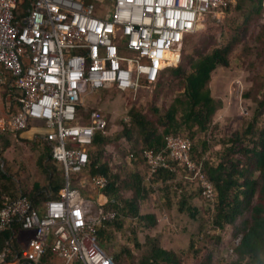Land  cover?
I'll return each instance as SVG.
<instances>
[{
	"label": "built area",
	"instance_id": "1",
	"mask_svg": "<svg viewBox=\"0 0 264 264\" xmlns=\"http://www.w3.org/2000/svg\"><path fill=\"white\" fill-rule=\"evenodd\" d=\"M234 0H0V87L9 85L17 102L8 117L11 133L41 124L63 188L41 208L26 197H7L0 232L12 231L0 264H117L100 245L98 231L116 218L95 197L73 185L90 163L97 133L108 134L99 108L83 113L93 95L136 96L159 83L162 72L203 20L224 12ZM172 60V59H171ZM174 62L173 60L171 61ZM86 108L84 109L85 112ZM188 137L170 136L161 151L145 150L150 179L160 170L199 183L213 199L214 186L191 157ZM134 154L127 156L128 161ZM100 192L107 178H81ZM240 237L234 241L238 245ZM232 251V250H231Z\"/></svg>",
	"mask_w": 264,
	"mask_h": 264
},
{
	"label": "trees",
	"instance_id": "2",
	"mask_svg": "<svg viewBox=\"0 0 264 264\" xmlns=\"http://www.w3.org/2000/svg\"><path fill=\"white\" fill-rule=\"evenodd\" d=\"M243 1L241 11L244 14L247 12L245 25H249L252 19L255 20L262 16L264 0ZM230 6L225 11H229ZM232 31L235 32V36L223 47L215 45L214 36L205 37L201 48L195 51L197 59H190L189 69L181 64L178 68L170 67L162 72L158 83L160 91L165 92V84L173 81H179V87L183 90L180 95L170 100V105L163 108L164 110L155 106L150 114L143 109L132 107L128 115L131 121L123 122V128L121 127L114 134L109 132L108 134H96L94 143L89 149L88 169L83 175L74 177L73 185L85 194L87 190L79 184L81 178L91 179L96 175H102L108 180L106 188L100 192L96 191L95 200L99 208L116 212V218L100 227L98 236L101 247L104 246L107 249L108 246L105 244L113 241L118 232L125 235L124 233L129 230L134 236L137 235L139 229H142L145 234L148 229H151L145 238L148 239L149 245H152L155 231H159L160 227L166 224L160 222L159 212L154 213V210L160 211L161 209L147 204L148 193L151 189L148 184H161L157 188L159 191H166L169 197L168 207L171 206V210L175 209L178 214H188L195 221L194 223L198 222L199 215L202 219L208 216L206 221L210 222L214 230L225 231L227 228H234L232 239L236 240L239 237L241 239L238 245L233 243L226 250L230 260H225L227 261L225 264H264V26L257 36L260 47L257 56L261 59L263 72L254 79L252 86L245 90L243 95L244 98L251 99L254 103L253 116L244 120L243 127L226 134L219 143L222 149L212 151L208 156L207 153L214 146L213 143L198 138L200 134L211 129V124L223 104L221 100L213 97L209 82L212 73L218 68L230 67V58L240 46L236 30L232 29ZM192 36L188 37L185 42ZM247 48L249 47L243 50H249ZM156 99L157 95L155 101ZM212 132L211 138L215 135L214 131ZM170 136L188 137L191 140V157L202 165L208 181L214 186L213 199L204 195L199 183L191 182L181 176L184 182L178 187H181L183 191L181 199L176 201L172 194L179 197V190H172L175 186L172 185L174 183L172 181L179 177L178 175L185 176L186 172H183L181 168H177L176 172L160 170L150 179L147 178L143 152L149 149L156 152L163 150ZM142 137H144L145 147L139 146ZM40 143L43 151L37 164L47 175L49 184L46 187L34 184L32 190L24 193L34 206L39 204V201L33 198L34 192L41 193V195L46 192L49 198H56L63 188L62 172L52 161L50 145L41 138ZM125 143H128L130 147ZM8 145L7 142L4 149ZM2 152H0V158ZM130 153H133L135 157L132 161L126 160ZM106 156L121 162L120 174L112 169L109 161L105 160ZM48 160L50 164L43 165ZM137 167L141 169L138 170ZM127 168L136 170L126 173L129 174V180L122 176V170ZM56 169L60 176L54 175L57 172ZM0 175L1 178L7 176L2 171ZM147 179L149 183L145 182ZM3 190L7 191V187L4 186ZM3 190L0 189V210L7 198V196H2ZM201 202L206 206L204 211L209 215L204 216L203 210L199 207ZM242 217L244 219L240 224L238 221ZM199 226L200 234L203 227L201 224ZM11 237L12 231L0 232V251L8 240H13ZM224 239V236L220 234H204L201 239H197L200 241H197L196 245L201 249L196 250L195 254H206V251L210 250L209 246L213 244L217 247H224L225 245H222L226 243ZM127 248L125 246L122 251L128 252L129 257L131 251L126 250ZM112 256L117 264L123 263V257L119 252H114ZM212 259V254L207 253L203 260L199 259L198 264H211ZM39 264H45V262L42 260ZM127 264L134 263L128 261ZM137 264H182V262L174 253L154 247L151 254L142 258Z\"/></svg>",
	"mask_w": 264,
	"mask_h": 264
},
{
	"label": "rangeland",
	"instance_id": "3",
	"mask_svg": "<svg viewBox=\"0 0 264 264\" xmlns=\"http://www.w3.org/2000/svg\"><path fill=\"white\" fill-rule=\"evenodd\" d=\"M243 3V0H234L229 11L218 12L205 18L199 25L197 32L176 50L175 54L179 56L178 62L172 63L170 59L166 67L167 70L170 67L178 68L183 64V66L189 69L191 65L190 59H197L195 51L201 48V43L207 36H214L216 41L215 45L219 47H223L229 41H232L235 36V32H233L232 29L236 30V34L239 36L240 46L230 58V67L218 68L212 73L209 82V88L212 91L213 97L216 100H221L223 104L221 109L217 112L214 122L211 124V129L198 136V138L208 143H213L214 145L207 153V156L210 155L209 153L212 151L221 150L222 147L219 143L222 138L231 131L243 127L244 120L252 117L254 112V103L251 99L247 100L244 98L243 95L245 90H248V88L252 86L254 79L263 72V66L260 64L261 59L257 56L260 51L257 36L262 26H264V12L260 18L255 20L252 19L249 25H245L247 12L244 14L241 11ZM245 47H249L247 48L249 50H243ZM178 83L179 81H173L165 84V92L160 91L157 84L147 90H142L134 97L130 94H116L113 92L98 93L87 101L82 112L87 113L94 108L101 109L110 120L108 132L114 134L118 129L121 127L123 128V122L131 121L128 115L132 107H137L150 113L155 106L162 109L169 106L170 100L183 92ZM156 95L157 99L155 101ZM85 108L86 110L84 112ZM212 131L215 133L213 138H211ZM23 132L11 133L9 129H3L0 125V152L3 151L0 158V172L2 171L7 175L6 178L0 177V189L3 190L4 186H6L7 191L3 190L2 196H7L10 199L17 198L20 195L25 196L24 193L28 190H32L34 184H39L40 187H46L49 184L47 175L43 173L37 164L43 151L40 137H38L39 134L25 137L22 135ZM143 138L144 137L140 139V147H145ZM7 142L9 145L4 149V145ZM125 145L130 147L128 143H125ZM212 157L214 156L212 155ZM105 160H108L112 169L120 174L121 162L119 160H113V158L110 159L107 156ZM47 163L50 164V161H46L43 165ZM129 168L124 171L122 170V176L125 178L127 177L128 180L129 174L126 173L136 171L132 170L134 168ZM137 168H139L138 170L141 169V167ZM54 175L60 176L59 171L57 170ZM178 176L179 177L172 181V183L174 182L172 185H175L172 190H179V197L174 193L172 194L176 201L181 199V193L183 191L181 187L179 188L178 186L184 182L183 176ZM145 182L149 183L148 179L145 180ZM87 184L88 185L84 187L87 190L84 195H92L95 197L97 193L93 188L94 185L92 186L89 182H87ZM148 185L151 189L148 193L147 204L153 207L157 206L161 209L160 211L154 210V213L159 212L161 217L160 222H164L166 226L163 225L160 227L161 229L159 231H155V238L152 239L153 243L151 246L149 245L148 239L145 238L149 235L151 229H148L146 234L142 229H139L137 235L134 236L129 230L124 233L125 235L118 232L113 241L105 244L108 246L107 249L102 246L109 252L108 254L111 257H113L112 254L114 252H119L123 257L122 264H127L128 261H133L134 264H137L140 263L142 258L151 254L154 247H159L174 253L182 264H198L200 262L199 259L203 260L207 253H211L213 256L211 264H225L230 260V256H228L226 250L229 249V246L235 241L232 239L233 227L227 228L225 231L214 230L210 222L208 223V221H206L208 217L206 215L209 214L204 211L206 206L203 202H201V206L199 207L203 210L202 212L205 214L204 216H206V218L202 219L199 215L197 218V220L199 219L198 222L194 223L195 221H193L188 214H178L175 209L171 210V206L168 207L169 197L166 191H159L157 188L160 187L161 184ZM47 196L46 192L43 195L34 192L33 198L39 201L37 206L39 209L41 208L42 199ZM243 219V217L240 218L238 223L240 222L241 224ZM200 224L203 228L201 230L202 233L199 234L198 230H200ZM204 234L223 235L226 243L222 245L225 246L217 247L213 244L215 243V241H213V243H211L213 245L209 246L210 250H207L206 254H195L196 250L201 249L196 245L197 241H200L197 239H201ZM125 246L128 247L126 250L131 251L129 257L128 252L122 251ZM203 247L205 246L203 245ZM229 253L231 252L229 251ZM225 260L227 261L225 262Z\"/></svg>",
	"mask_w": 264,
	"mask_h": 264
},
{
	"label": "crops",
	"instance_id": "4",
	"mask_svg": "<svg viewBox=\"0 0 264 264\" xmlns=\"http://www.w3.org/2000/svg\"><path fill=\"white\" fill-rule=\"evenodd\" d=\"M9 87V85L5 87H0V125L3 127V129H9L7 125L8 117L11 115V112L14 113L15 108L18 105L14 97L11 96ZM43 133L44 130L41 127V124L39 122L34 121L30 123L28 129L25 130L22 135L25 137H30L34 134H41L42 136Z\"/></svg>",
	"mask_w": 264,
	"mask_h": 264
},
{
	"label": "bare ground",
	"instance_id": "5",
	"mask_svg": "<svg viewBox=\"0 0 264 264\" xmlns=\"http://www.w3.org/2000/svg\"><path fill=\"white\" fill-rule=\"evenodd\" d=\"M168 57L169 58H171L174 62H178V60H179V56H178V54H173V53H170L169 55H168Z\"/></svg>",
	"mask_w": 264,
	"mask_h": 264
}]
</instances>
